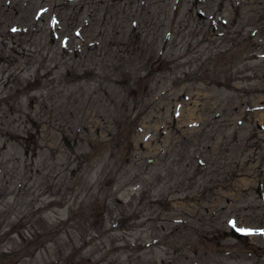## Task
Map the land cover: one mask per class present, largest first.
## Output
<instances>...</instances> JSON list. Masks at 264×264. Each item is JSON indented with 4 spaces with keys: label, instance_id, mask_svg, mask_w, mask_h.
<instances>
[{
    "label": "rangeland",
    "instance_id": "rangeland-1",
    "mask_svg": "<svg viewBox=\"0 0 264 264\" xmlns=\"http://www.w3.org/2000/svg\"><path fill=\"white\" fill-rule=\"evenodd\" d=\"M0 264H264V0H0Z\"/></svg>",
    "mask_w": 264,
    "mask_h": 264
},
{
    "label": "water",
    "instance_id": "water-1",
    "mask_svg": "<svg viewBox=\"0 0 264 264\" xmlns=\"http://www.w3.org/2000/svg\"><path fill=\"white\" fill-rule=\"evenodd\" d=\"M231 228H232V232H231L232 235L233 236H238L239 233H240V230L238 228L233 227V226H231Z\"/></svg>",
    "mask_w": 264,
    "mask_h": 264
}]
</instances>
